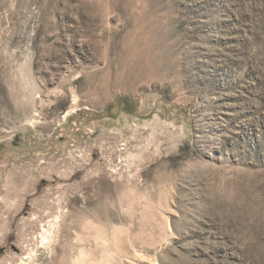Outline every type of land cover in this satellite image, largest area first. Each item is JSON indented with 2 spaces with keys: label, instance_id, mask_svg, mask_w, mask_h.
Here are the masks:
<instances>
[{
  "label": "rangeland",
  "instance_id": "obj_1",
  "mask_svg": "<svg viewBox=\"0 0 264 264\" xmlns=\"http://www.w3.org/2000/svg\"><path fill=\"white\" fill-rule=\"evenodd\" d=\"M0 264H264V0H0Z\"/></svg>",
  "mask_w": 264,
  "mask_h": 264
}]
</instances>
